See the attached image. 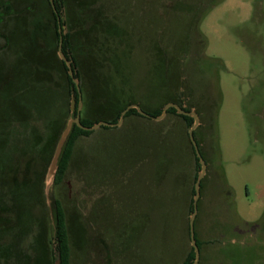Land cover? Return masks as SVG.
<instances>
[{
    "label": "rangeland",
    "instance_id": "rangeland-1",
    "mask_svg": "<svg viewBox=\"0 0 264 264\" xmlns=\"http://www.w3.org/2000/svg\"><path fill=\"white\" fill-rule=\"evenodd\" d=\"M10 2L35 8L0 23V118L15 120L0 141V264L56 263L57 198L72 264H183L201 170L190 127L168 112L100 126L56 185L48 172L74 96L54 29L32 42L49 6ZM61 18L80 116L111 122L128 104L150 114L172 102L197 112L198 264H264V0H64Z\"/></svg>",
    "mask_w": 264,
    "mask_h": 264
},
{
    "label": "trees",
    "instance_id": "trees-1",
    "mask_svg": "<svg viewBox=\"0 0 264 264\" xmlns=\"http://www.w3.org/2000/svg\"><path fill=\"white\" fill-rule=\"evenodd\" d=\"M43 1L49 6L50 12H51V17L46 18L42 14L38 13V15L36 16L37 18H35V21L33 22V25H34L33 30L31 27V36L33 37L32 42H33V45L35 47L39 48L40 43H38V41H39L38 36L40 39L43 38V36L47 37L49 35V33H51L50 32L51 29L53 28L56 46L58 47L59 33H58L57 15L53 10V8L50 4V1L49 0H43ZM54 1H55V5H56L58 12H61L64 0H54ZM28 5H30V4H28ZM34 8L35 7H33V6L32 7L28 6V8L21 9L18 12L14 8V6L10 2V0H0V23H3L5 18L15 16L17 14H24L27 12L32 13V12H34ZM34 35H36L38 40L34 39ZM1 36H4V35L1 34ZM4 38L6 39V42H5L6 47H8L9 40L6 36H4ZM47 40H48V38H47ZM48 43H50V41H48ZM70 49H71L70 35L68 33H65L63 35V52H64V55L66 56V58H68L69 60L72 61V65H73V68L75 70L74 76L76 78L80 79L81 75L76 70L77 61H76V58L73 55H71ZM58 60H60L64 70L66 71V75H65L66 83L68 84V87L71 89L73 96L76 100V109H77L78 105H79V100H80L77 86H76L75 82L73 81L72 76L69 74L68 67H67V64L65 63V61L62 59H59V58H58ZM16 68H17V65H16ZM17 77H19V76H17ZM178 104L181 107H184L181 102H178ZM128 105H130V104H128ZM128 105H125L117 113L116 117L111 120L112 123H115L118 121V119L121 115V112ZM184 109L191 111L190 109H188L186 107H184ZM76 111L77 110H75V115H76ZM162 111H163V108H159V109L152 111L150 113V115L159 116L162 113ZM167 112L168 113H175L178 116H180L185 121L188 128L191 127L192 124L194 123L193 117L178 113L177 109L174 107L169 108L167 110ZM131 115H139V116L147 117V116H144L141 113H139V111L135 108H131L126 113L125 117L131 116ZM80 120H81L82 125L87 126V127H90V126L94 125L95 123H97L96 121H93L90 118H86V117H82V116H80ZM102 127L108 128L110 126L102 125ZM92 132H93V130H86V129H83L80 126H78L76 123L73 124L71 132H70L69 137L65 143V146L62 150V153H61V156H60V159L58 162V168H57L56 176H55V184L56 185L57 184L59 185L63 181V179L66 177L69 166H70L71 161H72L73 156H74L77 141H79V139L81 137H88ZM194 135L196 137L195 131H194ZM54 137H55V134H54ZM191 147H192V150L194 153V157H195V161H196V167L199 170L201 168V164H200L199 158L197 157V155L195 153V149L193 147L192 142H191ZM197 176H198V174L195 175V181L197 180ZM192 192H193V194H195V185L192 187ZM53 206H54L55 214H56V233H55V238H54L55 239L56 254H55L54 258H55V260H59L60 264H72L69 229H68V225H67V221H66L65 209H64V206L62 204V201L58 198L53 200ZM189 208L191 211L193 210V199L191 200ZM7 228H9V227H7ZM196 241H197V244L199 245V241L197 240V238H196ZM194 259H195V251H194V248L191 247V250H190L189 254L187 255L186 260L183 262V264H191L194 261Z\"/></svg>",
    "mask_w": 264,
    "mask_h": 264
},
{
    "label": "water",
    "instance_id": "water-1",
    "mask_svg": "<svg viewBox=\"0 0 264 264\" xmlns=\"http://www.w3.org/2000/svg\"><path fill=\"white\" fill-rule=\"evenodd\" d=\"M51 1L53 3V0H51ZM59 32L61 33L60 41H59V55L66 62L67 66L69 68V73L73 77V80H74V82H75V84L77 86V89L79 91V95H81L80 94L79 81H78V78L74 77V70H73L71 61L68 60L65 57V55H64V53L62 51V44H63L62 26H59ZM75 103H76L75 99H72V104H71L72 110H74V108H75ZM171 107L176 108L178 113L191 116L194 119V123L189 128V137H190L191 142L193 144V147L195 149V153H196L197 157L199 158V161H200V164H201V170H200V173H199V175L197 177V180H196V183H195V196H194V200H193V213H192V215L190 217V238H191V244H192V246L194 248V251H195V259H194V261L191 264H198L199 258H200V253H199V246L197 244L196 236H195L194 221H195V218H196V215H197V212H198V200H199V197H200L201 181H202V178L206 174L207 164H206L205 160L202 157V154L200 152L198 143H197L195 135H194V131L196 130V128L200 124V119H199V116H198L196 111H194V110H191V111L185 110L184 107H181L179 104L172 102V103H167L164 106L163 111H162V113L159 116H152V115L144 112L139 105L130 104L129 106H127L121 112V115H120V117H119L117 122L112 123V122H103L102 121V122L95 123L94 125H92L90 127H87V126L82 125L81 120H80V110H81V96H80V101H79V106H78L77 111H76V116H75V118L71 119L67 123L65 129L63 130V132L61 134V137H60V139L58 141V144H57L53 159L51 161V165H50V168H49V172H48V177L47 178L51 179L52 182H54V180H55L56 171H57V168H58V162H59L62 150H63V148L65 146V143H66V141H67V139L69 137V134L71 132V129H72V126H73L74 123H76L78 126H80L83 129H86V130H95V129L99 128L102 125L119 126L123 122L126 113L131 108L137 109L139 111V113H141L144 116L151 117V118H153L155 120H161L166 115L167 110L169 108H171ZM55 216H56V214H55ZM55 264H60V261L56 260Z\"/></svg>",
    "mask_w": 264,
    "mask_h": 264
},
{
    "label": "flooded vegetation",
    "instance_id": "flooded-vegetation-1",
    "mask_svg": "<svg viewBox=\"0 0 264 264\" xmlns=\"http://www.w3.org/2000/svg\"><path fill=\"white\" fill-rule=\"evenodd\" d=\"M50 1V4L54 10V12L56 13L57 15V22H58V33H59V41H60V36H61V33L59 32V26H62V36L65 34L64 33V20L61 18V12H58L57 8H56V5H55V1L53 0V3L51 0ZM62 51H63V44H62ZM58 52H59V43H58ZM64 53V52H63ZM60 56V55H59ZM66 57V56H65ZM68 59V58H67ZM63 60V59H62ZM69 60V59H68ZM71 61V60H70ZM3 63H4V60H3ZM66 63V62H65ZM71 64H72V61H71ZM68 67V66H67ZM73 67V65H72ZM69 70V68H68ZM74 70V68H73ZM0 72L2 74V69H0ZM70 74V73H69ZM74 74H75V70H74ZM75 77V76H74ZM12 78V77H11ZM73 78V77H72ZM74 81V80H73ZM79 92V91H78ZM80 97V95H79ZM75 99V98H74ZM80 101V100H79ZM76 102V100H75ZM178 104V103H177ZM76 106V104H75ZM79 106V105H78ZM129 106V105H128ZM77 110V109H76ZM10 112V111H9ZM10 114L12 115V113L10 112ZM13 116V115H12ZM151 118V117H150ZM14 122L15 120L13 118H10L8 117L7 120H4L3 118H0V141H2L3 139H6V144L7 142L12 139V134L15 132V129H14ZM5 124V125H4ZM33 130V129H31ZM7 131V132H6ZM40 131V130H39ZM26 131H24L25 133ZM28 135L32 136L33 132H30V128L27 127V132H26ZM39 135H41L40 137H42V133L41 132H38ZM19 134V133H18ZM4 147V146H3ZM3 147H0V149H3ZM2 166L0 165V171L2 170L1 169ZM5 174V172H3ZM2 184H3V187H4V181L3 179L0 178V193H1V187H2ZM4 190H6V187H4ZM4 198H2L3 200ZM8 199V198H7ZM5 200V199H4Z\"/></svg>",
    "mask_w": 264,
    "mask_h": 264
}]
</instances>
